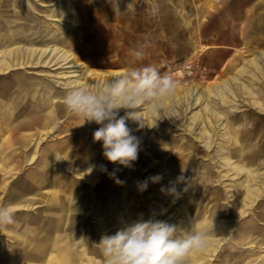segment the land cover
<instances>
[{
    "label": "rangeland",
    "instance_id": "374dc122",
    "mask_svg": "<svg viewBox=\"0 0 264 264\" xmlns=\"http://www.w3.org/2000/svg\"><path fill=\"white\" fill-rule=\"evenodd\" d=\"M163 1L167 9H160L156 0H141L138 5L132 3L128 6L129 11L137 16L142 13L144 20L141 25L135 19H129L125 24L129 23L137 31L150 32L149 39L155 34V44L145 50L142 61H134L133 57L128 59L124 50L115 56L109 50L89 48L85 42H73V46L68 47L63 45L62 40H57L63 47L73 51V60L80 63L78 69L29 63L26 70L18 68L6 74L0 73V167L5 166L7 180L14 181L20 177V157L10 149L13 144L8 147L6 128L7 124L16 120H9L7 114L16 112L22 97L29 99L36 90L30 88L27 93L23 92L21 82L25 76L30 79L49 74L55 85L53 93L58 94L54 97L60 100V104L53 112L54 123L40 130L33 149L37 148L38 159L45 151L52 156L51 166L57 169V177L68 186L67 189L84 194L83 198L92 193L95 199L93 206H89L90 201L86 202L85 199L81 208L89 226H96V212L109 211L112 206L118 210L125 209L130 220L125 222L123 217H118V220L115 218L114 226L101 232L104 235H113L126 224L149 217L185 228L194 223L198 228H206L211 237L203 252L190 255L188 264H223L227 232L240 231L238 227H242L247 238L239 245L244 250L241 256L246 258L256 251L257 256L261 255L259 263L264 264V70L250 62L257 49L263 52L260 53L264 59V31L258 26L264 25V0H256L255 3L254 0ZM175 6L182 21L173 26L165 11ZM173 29L177 37H173ZM249 29H252L251 32L245 35L243 31ZM32 44L45 45L47 42L40 39ZM242 53H246L245 60ZM236 54H240L238 62L242 63L238 65V62H232L228 65ZM5 58L6 55L1 52L0 64ZM145 65L155 66L162 75L170 74L176 81L175 92L164 98L169 106L175 101L182 106L188 104V101L182 100V94L191 86L211 94L205 101L194 102V107L187 109L186 115L172 112L171 119L158 121L155 127H151L155 125V120L147 114V110L141 111L140 115L151 128L135 131L136 124L128 121V126L140 138L141 144L138 162L135 161L131 168H125L104 158L101 143L93 142L92 134L99 126L94 122L84 123L82 118L67 112L63 95L71 86H82L77 81H87L83 87L95 90L98 87L96 83L107 78L110 72H118L119 76L130 67ZM16 74L19 80L15 78ZM231 74L238 75L248 84L247 94L251 105L245 104L249 97L244 96L243 102L242 97L230 94L235 85L232 82H226L228 90L224 94L214 92L215 87L224 84V78ZM236 86L239 87V84ZM4 87H7L6 92ZM44 90L37 89L35 96L47 95ZM210 106L218 113L221 127L214 135V141L209 138L212 134L206 131L205 122L196 123L193 119L197 113L205 112ZM13 108L15 111H12ZM124 114V110L119 113L120 116ZM207 121L214 124L209 118ZM35 175L41 184H36L23 199L16 187L11 188L9 182L6 184L7 206L14 212L16 219V223L6 229L8 248H28L31 241L40 237L49 243V248L51 246L47 229L50 212L46 203L50 185L37 173ZM154 176L160 177L159 183L149 179ZM146 180L147 189L140 191L138 182ZM170 188H175L179 194L174 202H170L172 198L167 193ZM115 189L116 192L113 191ZM128 191L130 197L125 202L123 195ZM11 199L20 202V205L11 207ZM105 199L108 202L106 205L102 202ZM233 204L241 207L242 213L237 221V212L230 208ZM225 210L231 213L226 214ZM224 216L227 224L223 222ZM258 222L260 229L253 232ZM225 225L227 230H223ZM52 253L43 256L38 262H63H58ZM59 253L62 255V251ZM100 256V253L91 252L92 259L89 262L82 263L78 259L76 264H99ZM61 258L64 260L65 256ZM7 259L8 262H18L15 255H8Z\"/></svg>",
    "mask_w": 264,
    "mask_h": 264
},
{
    "label": "crops",
    "instance_id": "0c3cea01",
    "mask_svg": "<svg viewBox=\"0 0 264 264\" xmlns=\"http://www.w3.org/2000/svg\"><path fill=\"white\" fill-rule=\"evenodd\" d=\"M156 1L160 9L166 7L163 0ZM255 2L256 0H254V3ZM132 3L138 5L141 3V0H77L76 2L75 0H0V53L3 52L6 55L5 60H1L0 68H3V70H0V73L6 74L10 70L17 69L8 67L11 60L9 54L14 49L20 47L34 49L56 44L73 54V51L63 47L56 42L57 40H62L63 45L68 47H72L73 42H85L89 48H99L105 51L109 50L115 56H118L120 50H124V54L128 59L132 58L131 50L134 49L135 46L147 45L145 50L151 49L155 44V42H153L154 33L151 35L153 38L149 39L150 32L137 31L136 29H132L129 23L125 24L129 19H135L138 24L141 25V22L144 20L142 13L137 16L134 12L129 11L128 6ZM165 12L173 26L182 21L176 6ZM258 26L263 28L262 31H264L263 24ZM82 28L84 29L82 30ZM250 30L252 29L244 30L243 32L245 35H249L251 32ZM172 35L173 37H177L178 34L175 29H173ZM39 38L42 41H46L47 44H32L39 41ZM260 52L262 51L258 49L255 50L254 59L250 62L255 66H260L264 70V59L261 57L262 54ZM241 56L244 60L246 59V53H242ZM239 58L240 54H236L235 58L228 62V65L232 62H238ZM116 62L121 64L119 60H116ZM241 63L242 62H238V65ZM18 68L26 70L25 67ZM43 76H37L35 79H29L25 76L24 81L21 82V87L24 93H27L30 88L37 90L43 87L42 89H45L44 92L47 95L35 96L36 90H34L29 99L26 96L22 97V102L16 112H12V114L8 112L7 114L9 115V120H13V118L17 120L10 125L7 124L6 128L8 127V147L13 144V147L11 146L10 149L14 150L20 157V163L18 165L20 177L14 181L12 179L7 180L5 166L2 168L0 167V206L8 205V200L6 198L7 182L11 184V188L13 187L15 189L16 187L20 193L21 199H23L28 193L33 191L32 188L36 186V184H41V181L36 179L35 174L37 173L39 178L50 185L46 203L49 207V212L51 211L47 227L50 233L48 235H50L51 246L49 248V243H45V240L40 237L31 241L28 248H8L6 229H0V264H54V262H38L43 259V256H49L52 252L53 257L55 256L54 258L58 262L64 261L59 264H76L78 259L81 260L82 263H87L92 259L90 257L91 252L100 253L96 243H98L100 237L104 235L101 232H105L106 228L109 226H114L116 222L115 218L118 220V217H124L126 222L130 220L129 214H125V209L124 211L118 210L117 207L112 206L109 211L104 210L96 212L94 218H96L97 224L96 226H89L83 212H81V208L82 204L85 202L83 200L85 199L86 202L88 200L90 201L91 204H89V206H93L95 199L92 193L83 198L82 195L84 194L76 191L72 192L67 189L68 186L62 183V181H59L61 178L58 179L57 177V173L55 172L57 169L51 166L50 160H52V158L50 157L52 156H49V153L44 152L42 155L39 154L40 157L38 159V151L36 147L33 149V143L38 142L40 130L52 126V123H54L53 112L56 110L55 107L60 104V100L54 97L53 87L55 85L51 80L52 76L49 74H43ZM15 78H19L17 74ZM224 81L225 84H227L226 82H232L235 85L239 84V88H232L230 94L233 93L232 95L239 96L240 98L242 97L241 99L245 102L243 97H249L247 94L249 89V86H247L248 84L236 74H231L227 78H224ZM4 88L6 92L7 87ZM38 101L40 103H38ZM245 104L251 105L250 97ZM12 111H15V108H13ZM3 112H5V109ZM36 159L38 161L34 162ZM55 195L60 196V206L57 205L59 201H56L57 196ZM106 200L107 199L104 200L105 202L102 201L104 205L107 204ZM19 203L20 202L17 200L11 199L9 205L11 207H18V205H20ZM86 205H88V203H86ZM53 210L56 211V213ZM226 227L225 225L223 230H225ZM238 228L240 231L235 230L232 232L229 230L230 232H227V238L224 242L226 244L223 249V264H260L261 255L259 252V256L256 255V251L246 258L241 256L244 250H242L239 245L244 243L247 236L242 227ZM259 229L260 224L258 222L257 229L253 232H257ZM108 235H110V233ZM238 247L239 249H237ZM59 251H62V255ZM229 252L230 254L228 255ZM8 255L17 256L18 260L16 261L18 262H8ZM63 256H65V258H63L64 260L61 258ZM99 259V264H102L103 257L100 256Z\"/></svg>",
    "mask_w": 264,
    "mask_h": 264
},
{
    "label": "clouds",
    "instance_id": "9594fccd",
    "mask_svg": "<svg viewBox=\"0 0 264 264\" xmlns=\"http://www.w3.org/2000/svg\"><path fill=\"white\" fill-rule=\"evenodd\" d=\"M146 47L140 45L131 50L134 61L145 58ZM175 89L173 77L162 75L155 66L130 67L95 90L83 86L67 88L63 105L84 123L94 122L99 126L92 134L93 142L101 143L107 161L131 168L138 159L141 141L127 122L135 123V131H139L171 119L173 109L165 108L164 98L170 97ZM121 110H124L123 116L119 115ZM143 110L154 118V126L150 127L140 115ZM149 179L155 183L160 177ZM138 183L140 191L147 189V180ZM167 193L179 196L175 188L167 189ZM15 223L14 212L8 206H0V229ZM209 239L208 230L194 223L185 228L149 217L132 222L113 235H102L96 246L103 264H188L190 255L203 252Z\"/></svg>",
    "mask_w": 264,
    "mask_h": 264
},
{
    "label": "bare ground",
    "instance_id": "6f19581e",
    "mask_svg": "<svg viewBox=\"0 0 264 264\" xmlns=\"http://www.w3.org/2000/svg\"><path fill=\"white\" fill-rule=\"evenodd\" d=\"M28 44V43H27ZM30 45V44H29ZM42 47V46H41ZM9 56L11 57V60H10V65L8 66L9 68H17L18 67H26L27 64H32V63H39V64H43L44 66H49V65H55L56 67H74V69H78L79 66H80V63L79 61H74L73 60V55L72 53H70L69 51H67L66 49L58 46V45H49V46H46V47H43V48H34V49H28V48H25V47H20V48H17V49H14L10 54ZM82 65V63H81ZM7 68V67H6ZM8 68V69H9ZM50 68V67H49ZM73 69V70H74ZM0 70H3V68H0ZM75 71V70H74ZM43 76V75H42ZM118 76V72H110V75L107 77V78H104L101 82H97V86H100L102 85L107 79L109 78H112V77H117ZM44 77V76H43ZM37 78V77H36ZM46 78V77H45ZM59 78V77H58ZM69 78V77H68ZM27 79V77H26ZM35 79V78H34ZM40 79V78H39ZM43 79V78H42ZM47 80V79H46ZM34 81V80H33ZM48 81V80H47ZM93 81V80H92ZM25 83V82H24ZM42 83V82H41ZM78 84L80 85H87V81H77ZM30 84V82H29ZM47 85V84H46ZM73 85V84H72ZM22 86V85H21ZM33 86V85H31ZM52 87V86H51ZM43 88V87H42ZM96 88V86L94 87ZM233 88L235 89H238L239 87L236 86V85H233ZM27 89V88H26ZM54 89V87H53ZM52 89V90H53ZM94 90V89H93ZM228 90V86L224 84L222 85H218L215 87V93L218 94V95H221V94H224L225 91ZM50 92V91H49ZM62 93V92H61ZM211 93L206 91V90H199V88L197 87H194V86H191L189 87L183 94H182V100L183 101H188L189 103L188 104H184L183 106L182 105H179L178 102H174L172 103L170 106L164 102V106L165 108H171L173 109L172 112H181L184 115H186V110L187 109H192L195 105V103H198L202 100H207L209 95ZM56 95V94H55ZM61 95V94H60ZM39 98V97H38ZM26 100V99H25ZM44 101V100H43ZM45 102V101H44ZM48 102V101H47ZM52 102V101H51ZM195 102V103H194ZM38 103H40L38 101ZM47 104V103H46ZM28 105V104H27ZM29 106V105H28ZM46 106V105H45ZM44 106V107H45ZM27 109V108H26ZM23 111V110H22ZM21 111V112H22ZM26 111V110H25ZM122 111V110H121ZM120 111V112H121ZM20 113V112H19ZM147 114L150 116V114L147 112ZM22 115V114H20ZM69 115V114H68ZM9 116V115H8ZM18 116V115H16ZM33 116V115H32ZM64 117V116H63ZM76 118V117H75ZM186 118V117H185ZM211 119L214 121V124H209L207 119ZM19 119V118H18ZM64 119V118H63ZM193 119L196 121V123H200V122H205V128H206V131L209 132V134H212L209 138L210 140H213L214 141V135L216 134L217 130L220 129L221 127L219 126V118H218V113L210 106L205 112H200V113H197L195 117H193ZM77 120V118H76ZM17 121V120H16ZM75 121V120H74ZM224 121V120H223ZM221 122V121H220ZM90 124V123H89ZM218 124V125H217ZM66 126V125H65ZM68 126V125H67ZM77 127V125H75ZM225 127V126H224ZM60 129V128H58ZM67 130V128L65 129ZM58 131V130H57ZM79 132V131H78ZM227 134V133H226ZM25 135V134H24ZM66 136V135H65ZM68 137V136H67ZM154 137V136H153ZM190 137V136H189ZM18 138V137H17ZM21 138V137H20ZM49 138V137H48ZM61 140V139H60ZM156 140V139H155ZM196 140V139H195ZM48 141V140H47ZM234 141V140H233ZM156 142V141H155ZM44 143V142H43ZM52 143V142H51ZM197 143V142H196ZM27 145V144H26ZM155 145V144H154ZM224 145V143H223ZM233 145V144H232ZM231 145V146H232ZM241 145V144H239ZM24 146V145H23ZM45 146V144H44ZM69 146V145H68ZM55 147V146H54ZM252 147V146H251ZM47 148V147H46ZM173 148V147H172ZM43 150V147L41 148ZM45 149V148H44ZM65 149V148H64ZM159 149V148H158ZM192 149V148H191ZM31 150V149H30ZM152 150V149H151ZM161 150V149H160ZM58 151V149H57ZM68 151V150H67ZM31 152V151H30ZM46 152V151H45ZM153 152V151H152ZM165 151H163L164 153ZM66 153V152H65ZM227 154V153H226ZM230 154V153H229ZM245 154V153H244ZM42 155V154H41ZM193 155V154H192ZM179 156V154H178ZM184 156V155H183ZM44 157V156H43ZM42 157V158H43ZM71 157V156H69ZM80 157V156H79ZM191 157V156H190ZM241 157V156H240ZM65 158V157H64ZM79 159V158H78ZM42 160V159H41ZM181 160V159H180ZM194 160V159H193ZM38 161V160H37ZM66 161V160H65ZM43 162V161H42ZM138 162V161H137ZM80 164V162H79ZM211 164V163H210ZM137 165V164H136ZM257 165V164H256ZM113 168V167H112ZM128 171V170H127ZM56 174V173H55ZM60 175V174H59ZM239 177V176H238ZM208 182V181H207ZM239 182V181H238ZM159 183V182H158ZM69 184V183H68ZM239 184V183H238ZM241 184V183H240ZM53 185V184H52ZM51 185V186H52ZM96 185V184H95ZM207 185V184H205ZM86 190V189H85ZM113 191H117L116 189L113 190ZM127 191V190H126ZM227 192V191H226ZM243 192V191H242ZM56 193V191H55ZM86 193V192H85ZM231 193V192H230ZM51 194V193H50ZM129 191L126 193V195H123L124 197V200L125 202H127L129 200ZM57 196V195H55ZM73 196V195H72ZM172 198V200L170 202H174L176 200L177 197H174V196H170ZM257 197V196H256ZM255 197V198H256ZM154 198V197H153ZM194 199V197H192ZM54 199V197H53ZM109 199V198H108ZM191 199V198H190ZM189 199V200H190ZM56 201H59V203L57 204L58 206H60V203H61V199H60V196H57V199ZM80 201V200H78ZM109 201V200H108ZM77 202V201H76ZM179 202V201H178ZM108 203V202H107ZM194 203V202H193ZM122 204V203H121ZM190 204V203H189ZM80 206V205H79ZM96 206V204H95ZM52 207V206H51ZM98 207V205H97ZM115 207V206H114ZM162 207V206H161ZM229 207V206H228ZM249 207V206H248ZM49 208V207H48ZM58 208V207H57ZM80 208V207H79ZM91 208V207H90ZM233 210H235V212H237V216H236V221L238 219H240V216H241V207L240 206H237L236 204H233L231 205V207ZM52 209V208H51ZM86 210V208H84ZM156 209V208H155ZM172 209V208H171ZM103 210V208H102ZM117 210V209H116ZM54 211V210H53ZM58 211V209H57ZM51 212V211H50ZM56 213V211H54ZM121 212V211H119ZM117 212V213H119ZM226 214H230L231 211H227L225 210ZM122 213V212H121ZM165 213V212H164ZM77 214V213H76ZM211 214V213H210ZM20 216V215H19ZM101 216V215H100ZM187 216V215H186ZM209 216V215H208ZM52 217V216H51ZM71 217V216H70ZM142 217V216H141ZM76 218V217H75ZM124 218V217H123ZM134 218V216H133ZM145 218V217H144ZM92 219V218H91ZM105 219V218H104ZM168 219V218H167ZM125 220V219H124ZM105 221V220H104ZM111 221V220H110ZM134 221V220H133ZM59 222V221H58ZM75 222V221H74ZM79 222V221H78ZM112 222V221H111ZM126 222V221H125ZM223 222L225 224H227V219L226 217L224 216V220ZM222 222V223H223ZM215 223V222H213ZM74 224V223H73ZM126 224V223H125ZM124 224V225H125ZM127 225V224H126ZM21 226V225H20ZM71 227V226H70ZM107 227V226H106ZM67 228V226H66ZM71 229V228H70ZM76 229V228H75ZM96 229V228H95ZM234 229V228H233ZM220 230V229H219ZM232 230V229H231ZM65 231V229H64ZM67 231V230H66ZM56 232V231H55ZM60 232V231H59ZM100 232V231H99ZM230 234V233H229ZM108 235V234H107ZM73 236V235H72ZM211 237V236H210ZM78 238V237H77ZM101 238V237H100ZM65 240V239H64ZM68 240V239H67ZM61 241V240H59ZM212 241V240H211ZM232 241V240H231ZM212 243V242H210ZM219 242L216 243V246H218ZM210 246V245H209ZM213 246V245H212ZM84 247V246H83ZM220 248V246H219ZM208 251V250H207ZM69 252V250H68ZM227 252V251H226ZM205 253V252H204ZM211 253V252H210ZM230 254V252L228 253V255ZM69 255V254H68ZM85 257V256H84ZM204 257V256H203ZM72 259V258H71ZM205 259V258H204ZM88 261V260H87ZM64 262V261H63ZM208 264V263H207ZM211 264V263H210Z\"/></svg>",
    "mask_w": 264,
    "mask_h": 264
}]
</instances>
